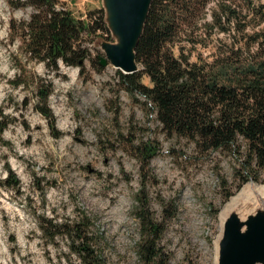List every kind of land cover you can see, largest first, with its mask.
I'll use <instances>...</instances> for the list:
<instances>
[{
    "label": "rangeland",
    "instance_id": "obj_1",
    "mask_svg": "<svg viewBox=\"0 0 264 264\" xmlns=\"http://www.w3.org/2000/svg\"><path fill=\"white\" fill-rule=\"evenodd\" d=\"M62 6L84 17L104 4L59 0L57 7ZM33 11L32 6L13 8L0 0V121L7 124L0 132V179L9 166L20 184L18 191L0 185V264H51L50 259L57 263L68 251L66 241L59 238L52 244L44 239L37 214L62 220L79 210L92 217L90 231L99 235L103 264H144L135 251L139 234L133 214L139 162L122 134L130 121L139 126L146 116L139 102L116 84L122 70L109 61L103 66L97 62V56L106 57L101 44L106 39L98 38L96 48L86 41L93 58L85 61L83 72L60 63V74L53 75L43 62L29 59L21 32H11L9 21L18 26ZM209 18L208 10L205 19ZM194 52L205 56L210 46H197ZM39 78L52 85L48 105L58 137L34 107ZM14 81L23 83L16 86ZM142 81L148 84L146 76ZM153 118L151 114V129ZM188 154L185 142L172 148L163 140L149 169L145 167L153 215L162 219L164 204L175 211L163 221L156 264H216L220 213L246 184L236 186L226 158L197 162L185 158Z\"/></svg>",
    "mask_w": 264,
    "mask_h": 264
},
{
    "label": "trees",
    "instance_id": "obj_2",
    "mask_svg": "<svg viewBox=\"0 0 264 264\" xmlns=\"http://www.w3.org/2000/svg\"><path fill=\"white\" fill-rule=\"evenodd\" d=\"M7 1L13 8L29 5L34 9L18 26L10 19L9 28L21 32L25 55L43 62L53 75L60 74V63L83 72L85 61L93 58L86 41L95 48L96 37L110 38L102 7L81 17L68 7H57L59 0ZM208 10L210 18L205 19ZM99 30L106 34L96 35ZM197 46H210V52L205 56L195 53ZM135 60L138 70H119L116 84L139 102L146 116L139 126L130 121L122 136L140 169L133 197L139 234L135 251L144 264H156L161 257L157 240L163 221L175 211L164 204V219L153 215L145 167L149 169L163 140L172 148L185 142L189 149L185 158L197 162L226 158L238 187L249 181L264 183V0H152ZM21 83L14 81L13 85ZM35 85L34 107L58 137L61 133L55 129L48 105L51 82L39 78ZM151 114L152 129L148 124ZM6 125L0 121V132ZM0 185L20 189L9 166ZM37 221L44 239L56 244L61 238L67 244L68 251L58 256L57 263L50 259L51 264H64L62 260L103 264L99 235L90 231L94 223L85 211L62 220L39 213Z\"/></svg>",
    "mask_w": 264,
    "mask_h": 264
},
{
    "label": "water",
    "instance_id": "obj_3",
    "mask_svg": "<svg viewBox=\"0 0 264 264\" xmlns=\"http://www.w3.org/2000/svg\"><path fill=\"white\" fill-rule=\"evenodd\" d=\"M152 0H103L104 22L114 42L105 40L102 48L109 61L124 73L138 70L135 48L143 32ZM100 36L96 37L94 43ZM96 48V47H95ZM216 264H264V206L242 220L236 212L226 219L217 241Z\"/></svg>",
    "mask_w": 264,
    "mask_h": 264
},
{
    "label": "bare ground",
    "instance_id": "obj_4",
    "mask_svg": "<svg viewBox=\"0 0 264 264\" xmlns=\"http://www.w3.org/2000/svg\"><path fill=\"white\" fill-rule=\"evenodd\" d=\"M264 206V185H257L254 183H246L241 191L226 205V207L220 213V233L221 235L223 225L227 217L236 212L242 220H245L249 214L254 213L258 208ZM218 241V240H217ZM216 241V252H217ZM217 260V254H216ZM217 262V261H216Z\"/></svg>",
    "mask_w": 264,
    "mask_h": 264
}]
</instances>
